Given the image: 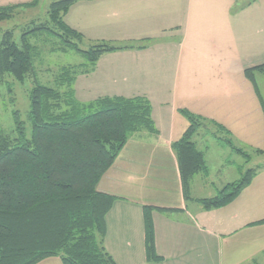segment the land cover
<instances>
[{"label":"crops","instance_id":"1","mask_svg":"<svg viewBox=\"0 0 264 264\" xmlns=\"http://www.w3.org/2000/svg\"><path fill=\"white\" fill-rule=\"evenodd\" d=\"M30 1L0 0V6ZM233 1L78 0L64 17L86 40L146 45L101 55L73 85L80 102L145 96L157 129L156 134H133L98 183L100 191L118 197L106 215L104 239L116 264H200L203 257L218 264L207 252L214 239L225 247L219 264H264V223H257L264 219V204L231 213L226 206L205 211L198 201L188 207L187 201L195 199L183 197L171 149L188 127L179 112L187 109L223 125L237 148L264 151V103L244 75L245 69L264 63V10L256 6L260 0L240 9ZM198 134L193 138L197 147ZM262 157L252 153L248 160ZM238 169L242 175L243 167ZM263 172L257 166L250 183ZM143 205L176 208L151 214L160 263L146 261ZM172 222L182 231L178 237ZM37 264L62 263L51 257Z\"/></svg>","mask_w":264,"mask_h":264},{"label":"trees","instance_id":"2","mask_svg":"<svg viewBox=\"0 0 264 264\" xmlns=\"http://www.w3.org/2000/svg\"><path fill=\"white\" fill-rule=\"evenodd\" d=\"M76 1L51 2L45 22L23 30L18 43L12 30L0 33V85L7 77L32 84L28 93L30 135L26 137L15 110L13 128L9 132L0 130V264H37L51 257H58L62 264H116L104 247V239L106 215L118 197L100 191L98 183L133 134L157 133L145 96H104L88 102L76 99L73 85L77 76L90 73L101 55L146 46L143 42L86 40L64 21ZM38 3L32 0L0 6V22ZM42 32L56 39L51 51H76L86 59L85 63L61 68L53 87L40 84L34 69L39 50L30 43V37ZM84 42L89 44L88 49L81 48ZM258 73L264 74V63L244 70L262 104L255 85ZM179 112L187 119L188 127L171 149L183 197L189 200L193 178L208 172L204 152L193 140L202 122L208 121L225 135L213 134L219 144L246 160L250 155L233 144L223 125L187 109ZM255 174L256 169H249L217 195L197 201L205 211L223 207L250 184ZM154 210L176 208L142 206L147 263L162 261L155 249ZM257 223H264V219Z\"/></svg>","mask_w":264,"mask_h":264},{"label":"rangeland","instance_id":"3","mask_svg":"<svg viewBox=\"0 0 264 264\" xmlns=\"http://www.w3.org/2000/svg\"><path fill=\"white\" fill-rule=\"evenodd\" d=\"M53 1L57 0H39L36 7L19 10L12 19L0 22V33L12 30L14 35L13 39L18 43L23 30L45 22L47 19L46 12L48 6ZM250 1L252 2V0H234L233 4L234 7L240 9ZM256 6L258 9L264 10V0H260ZM256 6L254 8L255 10ZM26 25L28 27H26ZM52 37L53 36L46 32L37 33L30 37V43L37 46L39 50V57H37L34 62L37 81L40 84L53 87L54 77L61 68L68 65L85 63L86 59L76 51H51L56 41V39ZM88 46L89 44L84 42L81 48L88 49ZM255 80L264 103V74H256ZM31 87L32 84L29 80L18 83L9 77L6 78L5 84L0 85V130L9 132L13 128L12 111L15 110L18 113L19 120L23 124L26 137L30 135L28 93ZM198 132L197 140L199 143L197 148L204 152L208 172L205 178L202 174H199L195 177L193 183H191L190 196L195 200L187 201L188 207L197 204L198 199L210 198L217 195L221 190L220 185L241 179L242 175L238 173V166L243 167V173L249 169H257V166L264 167V157L260 159L252 158V160L246 161V158L235 154L229 147L219 144L213 134L215 136H219V134L225 135L219 133L216 127L208 121L201 123V128ZM244 150L249 155L256 153L247 148H244ZM259 171L260 169H258L257 172ZM242 192L225 205V212L231 213L233 210H239L240 208L253 211L257 208L258 203L264 204V172L258 177H255L253 183H250L244 193ZM219 212L222 211L219 210ZM172 218H174V215H172ZM173 220L181 223L176 218ZM176 222H172V233L178 237L182 234V231L178 227L179 224ZM112 237L115 241L116 237L114 234H112ZM219 243L220 242L215 241V239L212 241L209 240V243H207V252L215 256L218 264V254H220V252L223 253L225 249V247L221 244L219 245ZM210 257L212 256L210 255ZM200 264H208V259L205 260V257L201 258Z\"/></svg>","mask_w":264,"mask_h":264}]
</instances>
